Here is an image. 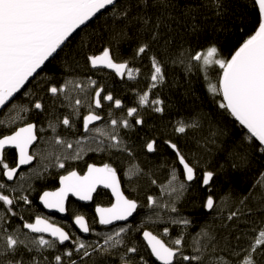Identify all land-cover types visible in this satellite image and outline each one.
<instances>
[{
  "label": "snow or ice",
  "instance_id": "obj_1",
  "mask_svg": "<svg viewBox=\"0 0 264 264\" xmlns=\"http://www.w3.org/2000/svg\"><path fill=\"white\" fill-rule=\"evenodd\" d=\"M203 6L213 8L218 16L224 8L222 0H207ZM252 6L257 12L254 32L240 43L230 58L225 59L220 57L216 46L200 50L181 47L174 56H169L174 39L162 29L171 32V22L175 21V17L167 10L180 7L171 0H0V109L11 103L9 112L16 110L26 114L34 110V114L39 115L48 112L46 100L49 97L55 104L68 109V114L62 118L57 116L55 121H48L54 133L55 145L67 149H73L74 143L76 145L74 154L64 152L61 154L63 159L61 155L55 156L57 168L64 169V161L82 158L85 140L78 139L74 143L68 141L56 134V128L57 125H63L65 129H74L75 119L80 118V109L85 104L88 111L82 116V127L85 134H91L88 139L95 140L101 151L104 150V141H107V148L127 151L131 156L118 129L131 127L130 120L135 125H143L145 121L140 115V108L150 107L154 113L163 114L164 101L159 96L151 97L153 90L165 83V64L168 61L164 57H168L172 64L182 65L188 73L194 69L203 73L208 81L207 91L219 98L217 106L222 110V115L231 117L246 130L240 140V149L230 153L232 167L247 169L254 160L264 164V0H252ZM153 9L159 10L160 14L154 16L151 11ZM105 11L113 18L112 39H127L128 32L135 30L138 40L132 60L147 58L149 62L147 90L136 94L138 107H127L126 115L119 119L112 118V109L124 108L121 99L111 92L105 93V89L97 87V82L91 77L86 82L79 79L67 64L59 69L62 81L56 82L52 76L41 77L34 88L23 92V95L31 97L27 106L14 103L17 95L48 69V64L56 59L58 50H63L62 46L66 45L73 34L83 30L98 14ZM191 12L192 9L185 5L182 14L189 16ZM84 60L91 69H108L121 79L127 77L129 81H134L140 75V68L130 67L129 60H117L111 46L104 47L99 54L85 53ZM214 66L219 72L216 82L212 83L209 70ZM89 89L93 92L90 102L86 95ZM105 102L109 122L104 127H93L95 122L103 120L96 110L103 109ZM16 118L0 120V127H7ZM199 127L198 121L178 120L172 130L178 136H183L190 128ZM37 139V126L31 122L0 138V178H3V182H0V264H78L75 256H79L83 262L96 252L118 256L119 264H152L138 246L125 243V236L132 231L131 226L116 228L104 237L103 244H86L79 237L73 239L71 232L43 215L38 214L34 220L23 221L17 209L21 203L30 206L32 201L28 195H21L16 187L7 182L14 181L21 166L31 164L35 159L36 154L29 149ZM162 145L171 150L178 162L170 170L168 182L161 185L162 194L166 193L170 198L162 207L171 213H178L176 205L188 190L184 181L190 183L201 180V186L210 190L215 173L204 170L198 175L196 166L174 140L166 138ZM143 147L147 153L161 149L155 138L146 140ZM6 149L16 150L18 160L15 166L6 162ZM178 167H182L183 181L177 175ZM129 171L132 175L140 174L136 165H132ZM20 179L23 180L24 176L21 175ZM152 183L156 184L157 181L152 180ZM59 185L55 191H44L39 195V203L45 209L61 214L67 211L65 205L69 196L90 201L98 186L110 189L114 202L108 207L97 205L95 208L98 222L103 226L112 225L116 221H129L139 207L136 200L121 191L117 170L108 163L102 166L88 164L83 175L75 170L68 171L67 175L60 176ZM253 188L259 189L258 211L262 215L248 219L252 209L247 202L249 199H257L249 193L234 210L229 211L226 220L232 223L222 225L233 229L229 236L221 240L210 229H202L194 237L191 252L187 250L183 234L165 242L159 235L147 230L146 225L137 226L136 231L142 233L150 256L159 264H264V171L259 172ZM147 205L149 208L161 206L151 195L147 197ZM203 208L210 212L217 208L211 191ZM17 218L23 221L22 224H16ZM170 223L187 228L191 221L187 218H173ZM241 223L245 225L244 228H240ZM74 224L82 233L92 232L83 215H75ZM163 235H169L167 226L163 229ZM66 242H70L72 247L68 248ZM58 245L65 247L61 250Z\"/></svg>",
  "mask_w": 264,
  "mask_h": 264
},
{
  "label": "trees",
  "instance_id": "obj_2",
  "mask_svg": "<svg viewBox=\"0 0 264 264\" xmlns=\"http://www.w3.org/2000/svg\"><path fill=\"white\" fill-rule=\"evenodd\" d=\"M171 2L173 4L178 3L180 7L167 10L175 17V21L171 22V32L162 29L167 36L174 39V43L170 45L169 56H174L181 47L189 50H200L208 46H216L221 58H230L231 53L248 35L254 32L257 26V12L252 6V0H222L224 8L220 10L219 16L215 14L213 8L203 6L207 0H171ZM185 5L192 9L189 16L182 14ZM151 11L154 16L160 14L159 10L153 9ZM193 25H195V30H193ZM113 29V18L108 11L96 17L87 27L78 31L62 47V51H58L59 55L52 63L48 64V69L42 72L40 77H37L26 89L22 90V93L18 94L13 102L27 106V101L31 97L23 95V92L34 88L41 77L52 76L55 77L56 82L62 81L63 76L59 69L67 64L72 67L73 74L79 79L86 82L87 78L91 77L97 82V87L105 89V93L111 92L115 97L121 99L124 108L123 110L112 109V118L119 119L126 115L127 107H138L136 94L147 90L148 80L146 77L150 72V65L147 58L132 60L133 49L138 40V34L135 30L128 32L129 38L127 39L119 37L112 39ZM106 46L112 47L117 60H129L130 67L140 68V75L136 80L129 81L127 77L121 79L106 69L93 70L86 65L85 53L99 54ZM164 59L168 61L165 64V83L154 89L151 97L159 96L164 101L165 110L163 114L154 113L150 107L140 108V115L145 121L143 125H135L134 121L130 120L131 127L118 129L124 145L132 153L131 156L127 151L121 152L116 149L104 148L101 151L97 145L91 143V139H88L91 136L90 133L85 134L82 127V116L88 111L87 104L80 109L81 115L79 119H75L74 129H65L63 125H57L56 134L60 137L73 143L78 139L85 140V151L82 153V158L75 161H64V169L57 168L55 166L56 161L53 159L45 160L38 131L45 128L52 132L48 123L49 119L55 121L57 116L62 118L63 115L68 114L67 108L55 104L53 99L49 97L46 100L48 108L46 113L37 115L34 114V110L26 114L16 110L9 112L11 103L0 112V120L17 117L7 127H0V138L4 134H11L15 128L24 126L28 122L35 123L37 126L38 141L31 151V153L36 154L34 164L28 169L20 171L17 175V177L21 175L26 177L20 194L28 195L32 201L30 206L21 203L17 209L22 214L23 221L34 220L35 215L38 214L43 215L53 220L57 226L71 232L73 239H75L77 233L71 222L75 215H83L92 228L89 237L83 239V242L86 244H103L105 236L99 237L93 232L97 231V233L103 234L112 228L100 227L95 220L93 211L97 205L110 206L112 200L108 193L99 191L89 206H81L69 201L65 219L45 215L37 202L39 195L44 191L55 190L58 187L60 176L67 174L68 171L75 170L82 174L88 164L102 166L108 163L117 170L122 191L129 198L136 200L139 205L135 217L130 221L133 229L125 236V243L135 244L140 248L142 246L141 232L136 231V223L140 222L139 217L145 212L147 197L149 195L154 198L158 196V186L167 182L169 170L174 165H178L171 150L162 145V141L166 138L174 140L179 145L188 160L196 166L198 175L202 174L204 170H210L215 173V176L210 190L201 186V180H196L190 185L186 184L188 190L176 205L178 213H171L168 209L162 210L160 218H152V222L146 225L148 230L159 235L165 242L174 240L183 234L187 250L191 252L194 237L202 229H210L221 240L223 237L229 236L233 229L222 227V225L232 223L226 220L229 211L234 210L239 201L248 196L249 193L257 199H249L247 202L248 207L252 209V214L248 219H255L262 215L258 211L259 189L253 188V184L258 178L259 172L264 171V164L259 160H254L249 168L237 169L232 167L233 160L230 157V153L240 149V140L246 130L242 129L231 117L222 115V110L217 106L219 98L212 96L207 91L208 81L205 80L203 73L195 69L188 73L182 65L172 64L168 57H164ZM218 72L219 69L215 66L209 70V80L212 83L216 82ZM86 95L88 102H90L93 95L92 90L89 89ZM96 111L100 112L103 120L95 127L109 122L107 102H105L103 109ZM178 120L198 121L200 127L190 128L186 135L178 136L172 130L173 125ZM214 132L217 135L213 136L212 133ZM150 138L157 139L161 145V149L155 153H147L143 147L145 141ZM5 160L11 166H15V153L5 151ZM132 165L139 167L140 174L133 178L131 187L127 189L123 179ZM177 170L181 181H183L179 167ZM152 180H156L157 183L153 184ZM0 182H3V178H0ZM209 191H211L217 204L216 210L211 212H207L203 208ZM173 218H187L191 224L187 228H183L180 225L170 223ZM23 221L17 218L16 224L20 225ZM165 226L169 228L168 236L163 235ZM244 227L245 225L241 223L240 228ZM66 246L71 248L72 244L69 242ZM58 247L62 250L65 246ZM89 250L91 251V249ZM145 255L154 264L150 256ZM74 258L77 259L78 264H119L118 256L102 255L100 252L93 253L83 262L80 261L79 256Z\"/></svg>",
  "mask_w": 264,
  "mask_h": 264
},
{
  "label": "rangeland",
  "instance_id": "obj_3",
  "mask_svg": "<svg viewBox=\"0 0 264 264\" xmlns=\"http://www.w3.org/2000/svg\"><path fill=\"white\" fill-rule=\"evenodd\" d=\"M87 108V107H86ZM106 124L103 123L101 126L99 127H104ZM41 129H43V131H41ZM39 129V141H40V145H41V148L44 150V153H45V160L49 159V160H55V156L56 155H61L62 153L64 152H68V153H71V154H74L75 152V149H76V145L74 143V147L73 149H67L66 147L65 148H61L60 146L58 145H55L54 143V139L52 138V136L54 135V133L52 134V132H49L48 129H45V128H41ZM91 135V134H90ZM97 139H101V138H97ZM90 141V140H89ZM91 143H94L95 145H97L96 141L95 140H92L91 139ZM107 144L108 142L107 141H104V144H103V147L104 148H107ZM86 145V144H85ZM87 146V145H86ZM85 147V146H84ZM98 147V145H97ZM61 159H63V156L61 155ZM68 161H73V160H68ZM75 161V160H74ZM171 170V169H170ZM170 170H169V173H170ZM177 175L179 177V179L181 180V177L179 175V172L177 170ZM24 176V175H23ZM136 175H132L130 173V171L124 176V183H125V187L127 189H129L131 187V181L133 180V178L135 177ZM182 176V175H181ZM183 178V177H182ZM25 179L26 177L24 176V179L21 180L20 179V176L15 178L14 182L12 183V185L14 187H16L20 192L23 190V187H24V184H25ZM169 179H170V175H169ZM168 179V180H169ZM167 180V182H168ZM166 182V183H167ZM165 183V184H166ZM154 199H156L159 204L161 205L160 207H153V208H149L148 205H146V209H145V212L140 215L139 219H140V222H137L136 225L137 226H142V225H147L148 223L152 222L151 219L152 218H160V212L162 210H166V208H163L162 205L169 201V197L166 193H163L161 192V186H158V196L155 197ZM48 216V215H47ZM121 226H131L132 229H133V225L131 223H128L126 225H120V226H116V227H113L109 232L107 233H97V231H94L93 234L96 235V236H99V237H103V236H106L110 233H112L116 228H119ZM130 233V232H129ZM77 237H79L82 241L83 239L77 234ZM76 237V238H77ZM141 252L143 254H148L147 250L145 249L144 245L141 243ZM149 255V254H148ZM155 264V263H154Z\"/></svg>",
  "mask_w": 264,
  "mask_h": 264
},
{
  "label": "water",
  "instance_id": "obj_4",
  "mask_svg": "<svg viewBox=\"0 0 264 264\" xmlns=\"http://www.w3.org/2000/svg\"><path fill=\"white\" fill-rule=\"evenodd\" d=\"M104 13V12H103ZM99 15H101V14H98V16ZM97 16V17H98ZM95 19V18H94ZM93 19V20H94ZM92 20V21H93ZM91 21V22H92ZM90 22V23H91ZM89 23V24H90ZM88 24V25H89ZM78 31H80V30H77V32ZM76 32V33H77ZM76 33H74L73 34V36L76 34ZM72 36V37H73ZM71 37V38H72ZM70 38V39H71ZM68 42V41H67ZM66 42V43H67ZM63 47V46H62ZM59 51V50H58ZM106 70H108V69H106ZM108 71H110V70H108ZM111 72V71H110ZM3 109H0V112L2 111ZM102 122V120L101 121H97V122H95V124L93 125V127H95V126H97V125H99L100 123ZM37 141H38V139H37ZM37 141L30 147V149H29V151L31 152L32 151V149L35 147V145L37 144ZM5 151H13L14 153H15V156H16V162H17V160H18V155H17V153H16V150L15 149H6ZM178 163V162H177ZM34 164V160L32 161V163L31 164H28V165H23V166H21V168L18 170V173L20 172V171H22V170H25V169H28L29 167H31L32 165ZM97 166H99V165H97ZM179 169H180V171H181V174H182V167H179ZM87 171V167H86V169H85V171L82 173V174H80V175H83L85 172ZM65 175H67V174H65ZM117 176H118V174H117ZM17 177V176H16ZM15 177V178H16ZM183 177V176H182ZM15 178H14V180H15ZM118 179L120 180V178H119V176H118ZM14 181H8L7 183L8 184H12ZM187 185H190V184H192L193 182H186V181H184ZM59 179H58V187L56 188V189H58L59 188ZM55 189V190H56ZM55 190H52V191H55ZM99 191H104V192H106V193H108V195L110 196V198H111V200H112V203L114 202V197L112 196V193H111V190L110 189H106V188H104L102 185L101 186H98L97 187V189H96V191L92 194V196H93V198H94V196L99 192ZM121 191H122V187H121ZM93 198H92V200H90V201H81V200H78L75 196H69V198H68V200L66 201V209H67V205H68V202L69 201H72V202H74L75 204H78V205H81V206H89V205H91L92 204V202H93ZM37 204H38V206L43 210V212H44V214L45 215H48V216H56V217H58L59 219H65L66 218V216H67V211L65 212V213H63V214H61V213H58V212H56L55 210H49V209H45L44 207H43V205L42 204H40L39 203V199H38V202H37ZM97 206H95L94 207V217H95V220H96V222H97V224L100 226V227H102V228H105V229H109V228H112V227H115V226H118V225H125V224H127V223H129L134 217H135V215H136V213H134V215H133V217H130L129 218V221H116V222H114L112 225H108V226H103V225H100L99 224V222H98V218L96 217V214H95V208H96ZM138 210V209H137ZM207 212H210V211H208V210H206ZM75 218V217H74ZM74 218L72 219V222H71V224H72V227H73V229L76 231V233L82 238V239H86V238H88L89 237V235H90V233H88V234H85V233H82V232H80V230H79V228L74 224ZM86 219V218H85ZM87 221V220H86ZM148 230V229H147ZM24 231H26V230H24ZM45 238H49V237H45ZM140 240H141V242H142V244L144 245V247H145V249L147 250V252H148V254H149V256H150V250H148L147 249V247H146V243L143 241V239H142V233L140 234ZM69 242H66V245L68 244ZM58 246H60V245H58ZM60 247H62V246H60ZM150 258H151V260L155 263V264H159V262H157V261H155V259L153 258V257H151L150 256Z\"/></svg>",
  "mask_w": 264,
  "mask_h": 264
},
{
  "label": "flooded vegetation",
  "instance_id": "obj_5",
  "mask_svg": "<svg viewBox=\"0 0 264 264\" xmlns=\"http://www.w3.org/2000/svg\"><path fill=\"white\" fill-rule=\"evenodd\" d=\"M130 223V222H129ZM128 224V223H127ZM126 225V224H125ZM118 226H120V225H118ZM116 227V226H115ZM113 228V227H112ZM142 243V242H141Z\"/></svg>",
  "mask_w": 264,
  "mask_h": 264
}]
</instances>
